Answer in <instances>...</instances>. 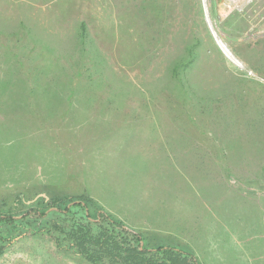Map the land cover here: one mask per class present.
<instances>
[{"label":"rangeland","instance_id":"374dc122","mask_svg":"<svg viewBox=\"0 0 264 264\" xmlns=\"http://www.w3.org/2000/svg\"><path fill=\"white\" fill-rule=\"evenodd\" d=\"M231 2L254 77L203 0H0V264H128L32 210L81 195L180 264H264V0Z\"/></svg>","mask_w":264,"mask_h":264},{"label":"trees","instance_id":"16d2710c","mask_svg":"<svg viewBox=\"0 0 264 264\" xmlns=\"http://www.w3.org/2000/svg\"><path fill=\"white\" fill-rule=\"evenodd\" d=\"M57 200L54 199L53 203H49L41 209L35 208L32 210L39 216H45L53 209L65 214L84 212L86 216L93 222L98 223L100 227L98 233H92V229H90L92 222L90 221L88 229L82 230L83 227H81L75 231L77 233L75 240L80 241V246L83 250L88 251L91 248L98 251L100 248L106 247L111 252V254L109 253L111 259L117 261L119 258V262L128 264H180V258L183 255L181 250L170 246H159L152 249L144 247L140 234L128 233L121 222L111 217H106L100 209L92 213L86 195L67 198L65 201ZM6 218H8L7 215L0 216V220ZM86 244L89 246H86ZM89 257L91 258L90 255Z\"/></svg>","mask_w":264,"mask_h":264},{"label":"crops","instance_id":"0c3cea01","mask_svg":"<svg viewBox=\"0 0 264 264\" xmlns=\"http://www.w3.org/2000/svg\"><path fill=\"white\" fill-rule=\"evenodd\" d=\"M209 5H210V10H211V13H214V17L216 16V13L217 14H220L216 17V20H214V24H215V27L216 29L218 30V32L220 33V35L223 37V39L228 43L230 42L229 39H227L228 37L226 36V29L225 27H223L222 25V21H221V18L222 16L224 15H227V9L230 8H233V6L231 5L232 2L231 0H209ZM237 8V7H236ZM239 9V8H238ZM231 10V9H230ZM223 12V13H222ZM257 23H253L252 26H256ZM249 32V31H248ZM256 35H251L250 33H248L247 35H245L244 37H246L245 40H247V42H252L253 44L250 45L248 44L245 48L248 49V50H254L255 48L254 47H257V44L260 42L258 41L260 38H254ZM249 37L252 38V40L249 41ZM258 50V48L256 49ZM238 53L234 52L244 63H246V65L248 64L249 67H255V68H259L258 66V62L257 61H251L248 56H245L244 54V51L245 50H238ZM243 51V52H242ZM242 52V53H241ZM247 55V54H246Z\"/></svg>","mask_w":264,"mask_h":264},{"label":"bare ground","instance_id":"6f19581e","mask_svg":"<svg viewBox=\"0 0 264 264\" xmlns=\"http://www.w3.org/2000/svg\"><path fill=\"white\" fill-rule=\"evenodd\" d=\"M203 2H204L205 16H206L207 22L209 24V27H210L212 34H213L214 38L216 39L218 45L220 46V48L223 50V52L225 53V55L227 56V58L230 61L234 62L240 68H244L246 66L245 63L233 52V50L227 44V42L224 41V39L220 35H218V33H217V31L213 25L212 19L210 17L208 3H206V0H203Z\"/></svg>","mask_w":264,"mask_h":264},{"label":"built area","instance_id":"2783aa9c","mask_svg":"<svg viewBox=\"0 0 264 264\" xmlns=\"http://www.w3.org/2000/svg\"><path fill=\"white\" fill-rule=\"evenodd\" d=\"M238 67H239V66H238ZM241 69H244V70L247 72V74H248L249 76H252V77L255 76V72H254L253 69H251V68H247L246 66H245L244 68H241Z\"/></svg>","mask_w":264,"mask_h":264}]
</instances>
